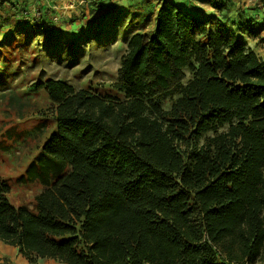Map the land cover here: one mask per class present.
Listing matches in <instances>:
<instances>
[{"label":"trees","instance_id":"obj_1","mask_svg":"<svg viewBox=\"0 0 264 264\" xmlns=\"http://www.w3.org/2000/svg\"><path fill=\"white\" fill-rule=\"evenodd\" d=\"M14 13L3 46L59 34ZM222 17L162 0L152 28L128 38L113 84L32 87L54 127L18 181L44 188L32 209L14 206L0 178L1 243L29 264L264 261V60ZM111 20L89 39L112 36Z\"/></svg>","mask_w":264,"mask_h":264},{"label":"rangeland","instance_id":"obj_2","mask_svg":"<svg viewBox=\"0 0 264 264\" xmlns=\"http://www.w3.org/2000/svg\"><path fill=\"white\" fill-rule=\"evenodd\" d=\"M98 1L101 2L100 8L90 0H53L54 12L60 16L59 34L50 37L25 34L14 36L12 41L7 39L9 43L4 40V46L0 44V178L9 182L8 199L14 206L32 209L34 197L43 190L44 187L32 179L18 181V178L24 174L54 127V107L42 90L31 91L32 87L48 78L64 81L77 90L97 91L103 85L113 84L128 38L134 31L151 29L155 1ZM177 1H182L186 9L197 14L213 19L224 16L227 24L233 22L230 29L238 32L237 35L264 60V39L260 37L264 27V8L254 13L255 10L248 9L251 8L248 0L249 7L236 10L229 4L232 2L233 6L236 0ZM214 2L225 7L217 11L212 7ZM7 9L0 1V20L5 27L0 26L1 41L7 33L14 34L15 24ZM114 14L119 25L115 33L107 39L91 41L88 35L111 22ZM252 24L261 28H252ZM169 106L168 101L163 105L165 109ZM208 136L210 134L205 138ZM203 142L204 138L200 144ZM2 245L0 243V264H29L24 258L18 262ZM35 264L48 263L44 259Z\"/></svg>","mask_w":264,"mask_h":264},{"label":"crops","instance_id":"obj_3","mask_svg":"<svg viewBox=\"0 0 264 264\" xmlns=\"http://www.w3.org/2000/svg\"><path fill=\"white\" fill-rule=\"evenodd\" d=\"M5 6H7L8 7V9H7V12H10L9 13V15L11 14L12 15V13L13 12H16V11H19V10H21V9H23V8H37L38 10H43V11H46L48 8H55L56 6H54L53 7V0H0ZM152 2H154L155 1V11L158 9V7H159V5H160V3L162 2V0H151ZM171 1H173V2H175V3H177V4H181L182 3V1H177V0H171ZM233 1V0H232ZM50 4H52V5H50ZM229 4H230V6L231 7H233L234 8V10H236V9H240V8H246V7H249V5L247 4V1L246 0H236L235 1V3H234V5L232 6V2H229ZM243 4L245 5L244 7H243ZM11 5H14L13 6V8L11 7ZM229 6V7H230ZM73 7V6H72ZM211 11H208V13H210ZM235 12V11H234ZM210 15H213V13H210ZM218 16V15H217ZM153 17H154V14H153ZM220 19H223L222 17H220V16H218ZM0 26H2V28H5V27H3V25H2V21L0 20ZM152 26H153V24H152ZM152 26H151V28H152ZM258 28L257 29H260L261 28V26H257ZM262 29V31H263V33L261 34V38H263L264 39V27H262L261 28ZM2 38H3V36H2ZM1 38V39H2ZM249 47V46H248ZM252 51H254L256 54H258L257 53V51L256 50H254L253 48H251V47H249ZM1 243V242H0ZM2 246H4V247H6L7 248V251L9 252H6V253H8L11 257H13L14 259H17L18 260V262L19 261H23V257L21 256V255H17L16 253L17 252H15V248H13V247H10V246H7V245H2ZM6 251V250H5ZM45 261H46V263H48V264H60V263H57V262H55V261H52V260H46L45 259ZM26 261H24V263H25ZM255 264H264V261H260V260H258V261H256V263Z\"/></svg>","mask_w":264,"mask_h":264},{"label":"built area","instance_id":"obj_4","mask_svg":"<svg viewBox=\"0 0 264 264\" xmlns=\"http://www.w3.org/2000/svg\"><path fill=\"white\" fill-rule=\"evenodd\" d=\"M98 6V0H90ZM251 6L261 9L262 5L259 0H248ZM55 8H48L46 11L38 10L37 8H23L14 13V18L27 25L28 27L40 26L46 31L53 30L60 23V16L54 12Z\"/></svg>","mask_w":264,"mask_h":264}]
</instances>
